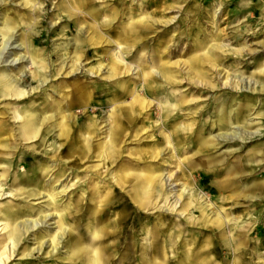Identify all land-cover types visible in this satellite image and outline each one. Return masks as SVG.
Masks as SVG:
<instances>
[{"label": "rangeland", "instance_id": "obj_1", "mask_svg": "<svg viewBox=\"0 0 264 264\" xmlns=\"http://www.w3.org/2000/svg\"><path fill=\"white\" fill-rule=\"evenodd\" d=\"M5 25L34 64L0 62V264H264V0H0V47ZM14 110L76 118L27 142Z\"/></svg>", "mask_w": 264, "mask_h": 264}, {"label": "bare ground", "instance_id": "obj_2", "mask_svg": "<svg viewBox=\"0 0 264 264\" xmlns=\"http://www.w3.org/2000/svg\"><path fill=\"white\" fill-rule=\"evenodd\" d=\"M72 9L73 10H76V9L79 10L80 8H78V7L74 8L72 6ZM216 13H217V11L214 12V16H216ZM5 28L9 29L10 34H8L6 36V38H5V40L3 39V41H2L3 43H2V46L0 47V62H5L9 66H11L12 63H15L17 61L21 62L23 60L26 61L27 64H31V65L34 64V59L31 56H26V55L20 53L21 54L20 59H13L9 55L10 51H8V50H9V47L12 44L16 45V46L13 47V49H17L20 52L23 51L26 47L22 43L19 42L20 41V38H19L20 35L17 37V39L15 38V35L17 34L15 29H12V28H10V27H8L6 25H5ZM96 29L98 30L99 28H96ZM14 39H16V40H14ZM113 60H114V58H113ZM111 61H112V59H111ZM100 66H102V65H100ZM100 66H99V68H101ZM105 68H106L107 72H111L110 67H108V66L104 67L103 66V69H105ZM186 69H187L188 72H191V69L189 67H186ZM91 73L92 74H97L96 72H91ZM157 74H159V72ZM2 78H3V82L5 83V85H7L6 86L7 89L12 88V86L8 85V84L15 83L17 81L14 77L10 76L9 74H4ZM220 78L222 79V84L223 85H226V84L232 82L235 87H239V83L242 80H244L240 76H233L232 75L230 77V75L228 73H226V72H224ZM232 79H233V81H231ZM244 81H246V80H244ZM247 84L249 85V83H247ZM89 102H90V94L87 93L86 94V101L84 102L83 106L84 107L90 106ZM161 103H163V102H161ZM140 104H141V106L142 105L146 106L149 103L146 102L144 99H141ZM157 106L159 107V105H157ZM161 110H163V112H164L163 108ZM13 114H14L16 119L19 118L18 122H16L18 134L21 135L23 140H25L27 142L28 141H36L41 136L43 128L45 126H47L50 122H54V127L53 128L56 131V137L57 138L64 137V136L67 135L68 127L71 125L70 124L69 126L65 127L64 123L66 121L67 122H72L74 120V118H76V114L75 115H72V114L65 115V114H61V113H59L58 115H56L54 113L51 114V115H48V114L47 115H39V114L37 115L35 113H30V114L26 115L25 117H20L19 112L16 111V110L13 111ZM115 119H116V111H115V109L114 110L112 109V111L107 114V122L109 121L108 124H106V122H104V124L107 127V129L105 130V134H104V138H103V141H104L103 143L104 144L102 145V150L100 152V155L98 156L99 160H102L106 156V153H107V151L109 150V148L111 146L112 125L115 122ZM9 129L10 128H9L8 124L4 125L3 123H0V136H1V134L6 133V131H9ZM236 129L234 131H231L230 133H226V134L223 133V134H221V136L228 137V138L231 137L233 139V138H235L238 135V133L236 132ZM2 142L3 141H0L1 144H2ZM5 145H7V144H5ZM160 149L163 152L166 150V149L164 150L163 147H161ZM41 169L42 168H40V170ZM171 176H172V174H171ZM136 178H138V177H136ZM156 178L159 180V176L154 175L153 172H149V173H147V174H145L143 176V180H144L145 185L143 186V191H142L143 194L141 196V199L143 197L146 198L148 196V192L147 191L157 185L156 184V182H157ZM169 180H170V174L166 176V178L164 180L165 181L164 183H167ZM50 183H51V180L48 181L47 186ZM57 189H58L57 185L53 186V188H52L50 193H46L45 192L43 194L42 199H44L45 201H48V202L49 201L52 202L53 199H54L53 191H56ZM176 193H178V195H174L173 196L174 205L179 204V202L181 200V197L184 194L188 195V197H193L194 195L197 194L196 191H194L191 187H188L187 184H185V183H181L179 185V190ZM199 199L204 202V205H205L206 208L211 206L210 203L208 201H206L203 196H200ZM52 216H54V214L47 213V214L39 216L38 218L29 219L25 223H19V224H20V226H22V228H29V229L33 230L35 228H38L41 225L46 224L49 221V218H51ZM214 216L215 217L212 219V222L216 223L217 225L222 224L224 218H222L219 214H215ZM225 221L227 222V224L228 223H233V222L235 223V221H237V219H234V218L225 219ZM26 225H28V227ZM62 235L63 234L61 233V237H62ZM10 236L12 238L15 237V229L14 228L11 229ZM47 244H48V248H49L50 253H54L56 251V248H57L56 245L54 244V242L52 240H48ZM6 249H7V245L5 243V239L1 238V240H0V257H2V255L5 253ZM36 250L39 252L41 250V245H38ZM29 255H30L29 253H26V256H29ZM94 255H95L96 258H94L93 263L98 264L99 263V252H98L97 249L94 251Z\"/></svg>", "mask_w": 264, "mask_h": 264}]
</instances>
